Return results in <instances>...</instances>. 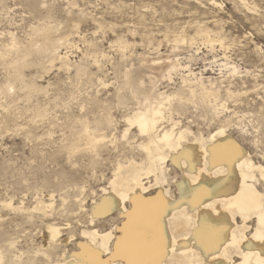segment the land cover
I'll return each mask as SVG.
<instances>
[{
  "label": "rangeland",
  "instance_id": "374dc122",
  "mask_svg": "<svg viewBox=\"0 0 264 264\" xmlns=\"http://www.w3.org/2000/svg\"><path fill=\"white\" fill-rule=\"evenodd\" d=\"M246 1L252 9L241 0H0V264L54 262L86 239L92 203L118 164L144 157L137 128L130 140L123 137L140 98L170 94L178 126L194 133L231 122L228 132L264 165V0ZM44 22L54 39L67 42L54 58L31 51L23 80H16L6 48L31 45L33 29ZM198 27L212 30L216 42ZM201 76L221 89L220 117L199 100L180 102ZM31 82L37 86L29 91ZM7 84L12 92L1 90ZM86 128L103 134L100 149L82 138ZM167 164L171 180L176 171ZM42 201L51 203L47 212ZM114 217L97 227L120 224ZM52 224L69 243H45Z\"/></svg>",
  "mask_w": 264,
  "mask_h": 264
},
{
  "label": "bare ground",
  "instance_id": "6f19581e",
  "mask_svg": "<svg viewBox=\"0 0 264 264\" xmlns=\"http://www.w3.org/2000/svg\"><path fill=\"white\" fill-rule=\"evenodd\" d=\"M210 2L219 5L216 0ZM241 2L252 9L246 0ZM206 28L198 27V33L214 44L212 30ZM52 33V26L40 23L33 29L30 46L11 42L6 48L14 54L11 61L16 80H23L20 68L27 64L31 51L41 57L44 53L45 58L57 55L67 37L54 39ZM122 47L127 48L126 42ZM198 79V87H190L189 95L182 96L180 102L196 104L199 100L220 117L224 107L221 89L211 77ZM31 84L26 86L29 91L37 86ZM1 90L12 92L13 87L7 84ZM157 95L144 100L138 96L139 105L125 118L123 137L130 140L131 129L137 128L141 136L137 147L144 157L118 164L109 188H104L102 196L92 203L91 227L81 232L86 239L78 242L77 249L46 264H264V191L258 186L261 179L264 181V165L255 162L228 132L231 122L207 134L199 130L194 133L189 126L180 128L181 121L174 118L168 104L170 94ZM164 122L169 126H163ZM98 136L87 128L82 134L95 149L104 144L103 134ZM169 161L179 172V176L176 172V176L170 175L171 180ZM48 208L51 203L42 201L39 209L47 212ZM114 216L120 224L114 223L105 231L97 227ZM70 240L63 238L61 226L49 225L45 243L66 244ZM0 257V261L5 258L2 249ZM22 264L36 263L29 260Z\"/></svg>",
  "mask_w": 264,
  "mask_h": 264
}]
</instances>
